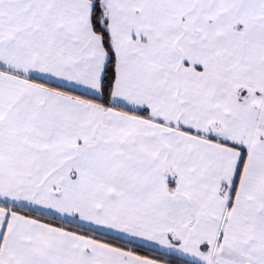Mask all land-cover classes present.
I'll return each instance as SVG.
<instances>
[{"label":"snow or ice","instance_id":"snow-or-ice-1","mask_svg":"<svg viewBox=\"0 0 264 264\" xmlns=\"http://www.w3.org/2000/svg\"><path fill=\"white\" fill-rule=\"evenodd\" d=\"M0 264H264V0H0Z\"/></svg>","mask_w":264,"mask_h":264}]
</instances>
